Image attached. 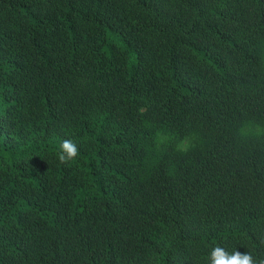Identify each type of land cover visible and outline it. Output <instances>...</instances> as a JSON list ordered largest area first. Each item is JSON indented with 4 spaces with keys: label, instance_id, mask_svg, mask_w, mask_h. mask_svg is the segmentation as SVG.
Here are the masks:
<instances>
[{
    "label": "trees",
    "instance_id": "1",
    "mask_svg": "<svg viewBox=\"0 0 264 264\" xmlns=\"http://www.w3.org/2000/svg\"><path fill=\"white\" fill-rule=\"evenodd\" d=\"M217 245L264 259V0H0V264Z\"/></svg>",
    "mask_w": 264,
    "mask_h": 264
},
{
    "label": "clouds",
    "instance_id": "2",
    "mask_svg": "<svg viewBox=\"0 0 264 264\" xmlns=\"http://www.w3.org/2000/svg\"><path fill=\"white\" fill-rule=\"evenodd\" d=\"M183 150H187L186 147ZM78 148L71 140H64L57 152L58 161L61 164H66L75 160L78 156ZM209 264H264V259L256 258L250 252L242 253L238 250L232 252L217 245L213 247L208 256Z\"/></svg>",
    "mask_w": 264,
    "mask_h": 264
}]
</instances>
